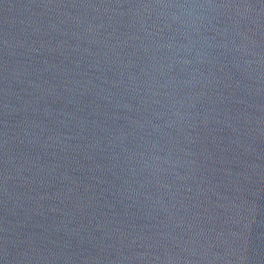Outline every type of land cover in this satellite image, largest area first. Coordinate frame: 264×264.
I'll return each mask as SVG.
<instances>
[{
	"label": "water",
	"instance_id": "obj_1",
	"mask_svg": "<svg viewBox=\"0 0 264 264\" xmlns=\"http://www.w3.org/2000/svg\"><path fill=\"white\" fill-rule=\"evenodd\" d=\"M0 264H264V0H0Z\"/></svg>",
	"mask_w": 264,
	"mask_h": 264
}]
</instances>
